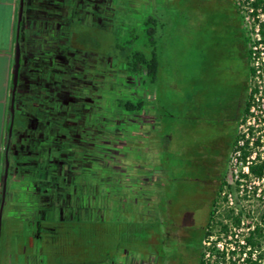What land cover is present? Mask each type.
<instances>
[{
  "label": "rangeland",
  "instance_id": "1",
  "mask_svg": "<svg viewBox=\"0 0 264 264\" xmlns=\"http://www.w3.org/2000/svg\"><path fill=\"white\" fill-rule=\"evenodd\" d=\"M74 2L79 5L77 13L81 21L77 20V17H73L75 20L71 18L69 38L64 41V48L66 54L69 53L70 65L81 73L79 77L71 75V80L78 77L81 86L77 87L78 92H72L70 95L71 118L73 116L77 118L79 114L83 117L82 113L84 111L87 113L89 106H93L95 100L99 98L106 101L116 92H125L133 99L146 101L150 111L149 115L148 113L134 115V118L126 119L127 125L131 126L136 121L151 123L154 121L152 112H155L157 116L163 118V125L158 126L162 128L163 136L158 149L151 146V143L148 145L137 140L135 136L133 140H126L123 136L117 135L120 133L116 129L118 123L107 109L91 107L90 112L95 118L105 120L103 122L106 127L115 133V136L106 139L105 143L108 144L107 147L116 160L113 169L115 178L113 186L122 195L102 193L98 196H88L84 188V195L89 198V206L95 200L99 201L97 208H100V217H96L93 212L87 219L84 209H71L69 212L73 211L72 216L63 210L59 216L61 221L57 222L58 220L55 219L52 232L50 231L49 238L45 240L47 244L43 243L41 255L46 257L47 264H103L106 254L111 261L118 264H138L140 258L137 256L145 253V249L134 244L138 230V226L134 223H139L140 229L147 231L149 226L145 220L160 218V215L157 210L150 209L143 211L146 219L136 216L142 212L132 180L140 177L139 181L152 191V194H148L145 198L155 199V189L159 180H162L159 188L164 200L171 198L178 203L185 197L186 203L199 205L201 197L195 194L199 195L202 191H199L198 186L190 183L193 172L189 169H179L177 176L189 178V181L174 183L169 172L163 171L156 160L163 149L161 156L166 165L174 163L184 166L188 160L189 146L194 148L193 138H197L203 132L198 128L189 132L188 127L191 125L188 124V120L203 116L210 109L221 107L224 102L231 104L238 94L242 101L250 95L252 82L250 75L247 76V70L248 67L251 68V63L250 60L249 63L246 60V52L252 42L254 23L248 16L247 8L242 6L241 2H237L236 7L241 10L243 17L242 19L238 16L240 20L238 24L232 0H69L70 6ZM123 3L131 6L124 7L126 5ZM145 15L156 23V26L152 23L150 28L155 26L156 29V47L159 56L157 79L154 84H148V90L138 77H127L123 73V61L119 58L118 52L114 54L112 49H109L110 35L116 33L115 29H123L124 34H128L130 27L141 30ZM241 30L245 37L243 48L245 68L235 38V34ZM141 37L143 41L142 34ZM241 82H245L244 88ZM188 115L190 119H187ZM90 117L93 119V116ZM242 120L244 118L241 114L233 134H238V126ZM81 121V124L85 122L83 119ZM128 122H131V125ZM211 132L202 138L205 140L214 137ZM214 139L218 138L214 137ZM99 147V143L93 145L94 149ZM232 151L229 148L226 154V181L232 168ZM220 158L221 165L217 171L219 175L222 174V166L225 163L223 160L225 157ZM49 166L53 164L49 163ZM73 174L80 173L74 171ZM52 186L56 192L57 186L54 184ZM121 188L124 190L121 191ZM224 192L231 195L227 202L220 201L218 204L213 240L216 238L220 224L226 223L222 217L229 210H233L234 216L240 215L239 229H242L237 233L240 239L246 235L247 228H252L259 222L264 201L252 197L251 193L247 197L240 196L235 188L231 191L225 188ZM182 195L184 196L181 197ZM69 196L72 197L71 194ZM122 199L124 203H121ZM71 202L74 206L78 204L74 196ZM129 205L132 210H129ZM170 209L171 203L167 202L166 212H170ZM130 212L136 216L130 215L132 224L130 221L127 223L123 221L122 224L117 222L119 219H126V215L121 216V214ZM107 216L110 221L105 218ZM20 228V224H17V238L22 235ZM233 231L234 229L231 228V232ZM199 238L200 233H197L188 264H195L197 261L200 249L197 245ZM200 242L201 250L204 251L211 241L201 237ZM126 245L129 246L128 249L124 247L128 253L119 257L118 254H123L122 247Z\"/></svg>",
  "mask_w": 264,
  "mask_h": 264
},
{
  "label": "crops",
  "instance_id": "2",
  "mask_svg": "<svg viewBox=\"0 0 264 264\" xmlns=\"http://www.w3.org/2000/svg\"><path fill=\"white\" fill-rule=\"evenodd\" d=\"M18 9L19 0H0V205L7 144L9 163L0 222V264H47L42 246L63 211L58 200L67 197L64 188L69 187L54 192L53 171L46 163L57 152L61 162L64 154L69 156L71 74L64 41L69 38L71 18L80 20L79 5L70 6L69 0H24L20 69L11 115ZM235 38L244 65L242 30ZM17 224L22 232L18 238Z\"/></svg>",
  "mask_w": 264,
  "mask_h": 264
},
{
  "label": "trees",
  "instance_id": "3",
  "mask_svg": "<svg viewBox=\"0 0 264 264\" xmlns=\"http://www.w3.org/2000/svg\"><path fill=\"white\" fill-rule=\"evenodd\" d=\"M235 5L236 13L243 19L241 16V10L236 7L237 2H241L242 6L247 8V13L250 18L253 19L259 26V34L261 37V43L264 46V0H232ZM124 7H130L131 5L123 3ZM133 7V6H132ZM125 15V14H124ZM126 17V15H125ZM146 18V19H145ZM115 19V17L113 18ZM156 26V23L148 17V15L143 18L142 29H136L134 27H130L128 34H124V30L115 29L116 33H112L111 36V45L109 49L115 53L118 52L119 58L123 61V73L128 77H138L139 80L143 81L145 88L148 90V84H154L157 79L158 68H159V56L157 53L156 47V29L150 28L151 24ZM114 31V32H115ZM141 34L143 35L144 40H141ZM109 35V34H108ZM106 36V35H104ZM105 38L103 37V40ZM249 55L250 52H246V60L249 63ZM70 74L71 75H79L80 71L77 68H73L70 65ZM251 75V69L248 67L247 76ZM126 78V77H125ZM81 86V82L79 78L75 77L74 80L70 82V95L72 92H78L79 89L77 87ZM252 96L251 94L247 96L245 107L242 113V118L248 114L250 103ZM94 101V100H93ZM97 101V102H96ZM90 105V104H89ZM100 107L102 109H107L108 113L112 116L113 119L116 120L118 126L116 127L117 135L123 136L126 140H133L134 136L137 137V140L147 143H151V146L159 148V144L161 146V139L163 136L162 128H158L159 125H163V120H159L157 118V114L155 112L152 116L153 122L144 123V122H133L134 124L131 126L127 125L126 119L134 118V115H146L149 113L148 103L144 100H136L133 99L130 95L125 94V92L114 93V96H111L109 99L99 98V100H95L93 107ZM91 107L89 106L88 112L82 113L77 118L74 116L71 118L70 124V149L69 156L64 154L63 160L61 162L60 153L57 152L48 159L46 166L50 168L53 172V184L57 186L58 190L62 186L68 185V189L65 190L64 194H66V198L63 200L59 198L58 203L62 210L66 211L68 215L72 216V213L69 212L72 210H80L84 209L86 213V218H90V214L95 213L96 217L99 216V209L97 205L99 201L95 200L91 206H89V198L86 196H98L102 193L106 195H111L113 193H117L119 196L122 195L119 190L115 186H113V182L115 178L113 176V169L115 167L114 162L115 157L112 156V151L107 147L108 144L105 143L106 139L113 138L115 133L112 130L106 127L102 118L97 120L95 115L90 112ZM93 116V119L90 117ZM81 119H83V124H81ZM134 120V119H133ZM144 120V119H143ZM169 125V124H168ZM149 127V128H147ZM157 127V128H156ZM134 128L136 130H134ZM164 129V128H163ZM168 131H171L168 129ZM112 133V134H111ZM152 135V136H151ZM232 143L230 145V151L233 150L238 136L234 134L231 135ZM169 136H167V141ZM101 141V143H100ZM169 142V141H168ZM95 143H99V148L94 149L93 145ZM163 147V146H162ZM163 154V149L161 150L160 156L157 158V163L159 167L164 171H168L170 178L175 182H185L187 183L189 178H181L177 176L178 170L182 169L183 166L176 165L174 163H170L168 165L165 164L164 158L161 156ZM250 154L243 149L241 159L244 161L245 158ZM120 155H122L120 153ZM161 157V158H160ZM49 163H52L53 166H49ZM119 163V162H118ZM121 166L124 164L120 163ZM264 162H260L257 157L252 164L249 165V172L251 175L255 177H260L263 173ZM74 171L79 172L80 174H73ZM51 173V172H50ZM226 173V172H225ZM223 174L222 181L218 185L216 192L214 191L210 194L205 195L202 194L204 189H199L202 191L198 197L200 198L199 205H193L192 203H186V198L183 197L180 202L174 201L169 198L164 200L161 197L160 193V182L156 187L155 199L145 198L148 194H152L149 187L145 186V184L139 181V178L132 180L135 188V191L138 195V203L141 207V214L136 215L141 219H146L144 216L145 210L155 209L159 212L160 218L156 217L154 219H150V221H146L148 223L149 229L147 231H142L139 227V223H134L138 226L137 230V239L134 241L135 246H141L144 249L145 240L147 239L148 234L159 233L161 234V230L163 229V225L161 223L162 219H167L165 205L171 203V211L169 212L170 222L174 224L175 231L180 233L182 236H189L186 239V242L182 244L183 247L187 248V256L184 258L179 252L176 250V245L174 242H169V246L171 248V255L167 257L171 263L169 264H188L191 259L190 251L194 247V240L196 238V234L200 233V238L209 239L210 237H214V228L216 223V212L217 207L220 201L227 202L226 196H222L227 188L231 191L234 187L227 185L226 183V174ZM179 175V174H178ZM246 177V176H245ZM84 188H86V195H84ZM175 187H173L174 189ZM123 191L124 188H121ZM62 190V189H61ZM119 191V192H118ZM69 194L72 195L69 196ZM60 195V194H59ZM76 197L78 204L74 206L71 202L72 198ZM86 197V198H85ZM264 201V200H261ZM121 203H124V200H121ZM94 205V206H93ZM129 210L131 206L129 205ZM177 207V208H176ZM176 208V209H174ZM132 210V209H131ZM174 211V212H173ZM63 212V211H62ZM126 215V219H119L118 223H126L130 221L132 224V219L130 220V215L135 216L130 212L129 214H121ZM135 216V217H136ZM110 221L109 216L105 217ZM226 220V223L220 224L219 231L216 232V239L212 241L211 246L205 247L204 251L201 250V242L200 238L198 241V257L195 264H235L230 259H226L225 252H219L216 249L217 241H220V237H226L230 232L231 228L237 229L240 227L241 219L240 215L234 216L233 210L226 211L224 216L222 217ZM59 221V217H56ZM228 221V223H227ZM248 231L246 235L243 237L244 244L241 246L240 254H244L243 264H264V209L262 210L259 216V222H257L252 228H247ZM134 246V245H133ZM134 246V247H135ZM126 249L129 248L128 245L122 247V255L118 254L119 257L124 256L128 253ZM130 247H132L130 245ZM118 250V249H117ZM151 253L152 251L150 249ZM235 252H230V255H234ZM105 262L103 264H118L117 262L111 261L108 254L105 256ZM139 258L146 259V254L142 253ZM118 259V258H117ZM117 261V260H116ZM122 262L124 260H121ZM121 264V263H120Z\"/></svg>",
  "mask_w": 264,
  "mask_h": 264
},
{
  "label": "flooded vegetation",
  "instance_id": "4",
  "mask_svg": "<svg viewBox=\"0 0 264 264\" xmlns=\"http://www.w3.org/2000/svg\"><path fill=\"white\" fill-rule=\"evenodd\" d=\"M244 83L245 82H241L243 88L245 87ZM238 85H240V83ZM245 102L246 100L242 101L238 94L231 104L224 102L221 107H215L214 109H210L203 116L192 117L191 120H188V124L191 125V127H188L190 130L189 132L196 131V128L203 132L202 135L199 134L200 136L193 138L192 144H194V148L189 146L188 160H186L187 162L183 168L193 172L190 183H193L196 187L198 186L199 189H204L202 192L204 197L213 191L214 193L216 192L218 185L222 181V176L226 172V154L231 145L230 137L233 134L239 117L243 113ZM188 117L187 119H190V115H188ZM211 131L215 135L214 137L218 139L215 140L214 137H212L204 140L202 136ZM223 156L225 157V159H223L225 163L222 166V174L219 175L217 171L219 165H221L220 157ZM195 196H198V194H195ZM168 213L169 212L165 213L168 218H164L161 221L163 225V229L160 232L161 234H148L145 240L146 243L144 244L146 259L143 260L140 258L138 264L171 263V261L167 259V257L172 254L169 242L177 243V252L184 258L187 256V248L183 247L182 244L186 242L189 236H182L175 231L174 224L169 221L171 218ZM150 249L154 252L151 253ZM137 257L139 258V255Z\"/></svg>",
  "mask_w": 264,
  "mask_h": 264
},
{
  "label": "built area",
  "instance_id": "5",
  "mask_svg": "<svg viewBox=\"0 0 264 264\" xmlns=\"http://www.w3.org/2000/svg\"><path fill=\"white\" fill-rule=\"evenodd\" d=\"M252 22L254 23L252 42L248 49L252 82V88L249 91L252 99L248 114L238 126V139L231 154L232 168L226 183L234 187L240 196L247 197L251 193L252 197L264 200V168L260 177H255L249 172V165L257 157L260 162H264V46L261 43L258 23L253 19ZM243 149L250 152L244 161L241 159ZM222 195L229 200L231 194L224 192ZM241 229H234L226 237L221 236L220 241L216 243V249L219 252L224 251L226 259H230L235 264H243L245 256L240 254L241 246L244 244L243 237L238 239L237 234ZM213 238L210 237L209 240L215 241ZM211 242H208L209 246ZM230 252L235 254L230 255Z\"/></svg>",
  "mask_w": 264,
  "mask_h": 264
},
{
  "label": "water",
  "instance_id": "6",
  "mask_svg": "<svg viewBox=\"0 0 264 264\" xmlns=\"http://www.w3.org/2000/svg\"><path fill=\"white\" fill-rule=\"evenodd\" d=\"M23 4L24 0H19V9H18V17H17V25H16V37H15V49H14V64H13V72H12V91H11V102H10V112L11 115L13 114L14 110V98H15V89L20 69V28H21V19H22V10H23ZM8 144L6 147V153H5V163H4V181H3V188H2V199H1V205H0V222H1V213L3 209V204L5 200V183H6V177L8 172Z\"/></svg>",
  "mask_w": 264,
  "mask_h": 264
}]
</instances>
